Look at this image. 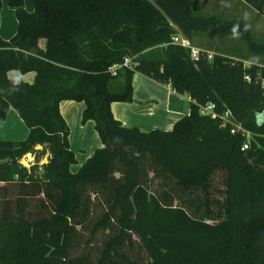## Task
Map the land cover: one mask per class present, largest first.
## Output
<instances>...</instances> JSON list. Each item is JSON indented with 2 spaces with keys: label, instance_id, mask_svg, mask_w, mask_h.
<instances>
[{
  "label": "trees",
  "instance_id": "obj_1",
  "mask_svg": "<svg viewBox=\"0 0 264 264\" xmlns=\"http://www.w3.org/2000/svg\"><path fill=\"white\" fill-rule=\"evenodd\" d=\"M239 1L264 19V0ZM9 5L18 31L0 35V121L17 111L29 136L0 141V264H264V41L247 23L194 0ZM1 11L2 0L0 26ZM178 35L209 38L213 61H192L171 44ZM232 38L245 55L213 44ZM128 57L133 67L113 77ZM135 74L188 97L190 114L171 131L125 127L112 105L133 101ZM65 101L86 104L83 124H96L104 146L76 173ZM210 103L250 138L202 116Z\"/></svg>",
  "mask_w": 264,
  "mask_h": 264
},
{
  "label": "crops",
  "instance_id": "obj_2",
  "mask_svg": "<svg viewBox=\"0 0 264 264\" xmlns=\"http://www.w3.org/2000/svg\"><path fill=\"white\" fill-rule=\"evenodd\" d=\"M24 1L26 2V10L32 12L33 10L28 6L29 0ZM204 6L200 7L202 11ZM209 8L212 10L211 14L222 16L218 4H214L212 7L209 5ZM17 31L18 21L15 10L10 7L9 0H2L0 35L3 40L10 41L17 34ZM215 40L217 41V39ZM40 47L45 49L46 42L41 41ZM18 75L19 73L16 72L12 78H16ZM23 79L32 84L36 79V74H27L23 76ZM190 104L191 100L188 97L177 94L170 87L160 85L141 74H135L133 78V101L131 103L113 104L112 112L114 117L128 128L136 127L143 132L171 131L178 121L189 114ZM85 109V103L65 101L60 105L61 114L71 131L70 146L75 153L77 164H79V155L84 158L82 166L98 149L104 147L96 130V124L92 121L83 124ZM12 112H16L19 116L17 111L11 109L7 119ZM0 141L6 140L0 139Z\"/></svg>",
  "mask_w": 264,
  "mask_h": 264
},
{
  "label": "rangeland",
  "instance_id": "obj_3",
  "mask_svg": "<svg viewBox=\"0 0 264 264\" xmlns=\"http://www.w3.org/2000/svg\"><path fill=\"white\" fill-rule=\"evenodd\" d=\"M194 3L197 9L199 10L200 7L205 5L203 11L205 13H210V14L212 13V10L211 8H209V5L212 7V5L218 4L221 10L220 15L230 20L233 19L244 20L249 26V28H251V31L255 39H257V41H264V19L261 16H259V14L256 11H254L244 3L238 2L237 0H195ZM28 6L31 10H34L33 0H29ZM220 42L215 40L213 44L215 46L221 45L220 47L223 48L222 50L229 55H235L238 57V55L239 56L242 54L245 55L247 52L246 44L239 38H232L228 41H220ZM211 43L212 41L209 38H206L205 36L203 38L198 39L196 44L193 46L199 49L206 50L208 49ZM246 66L249 67L250 64L248 63ZM14 73H16V71L10 72L9 77L11 79H15V77L12 78ZM34 83L35 80L32 84ZM122 84H123V80L121 78L113 81L111 83V90L115 92L118 91L121 88L120 86H122ZM28 136H29V128L27 124L23 120H21L19 116H17L16 112H12V114L9 115V118L5 123L4 121H0L1 140H6L7 142L8 141L20 142V141H25L28 138ZM78 157H79V164L72 167L73 173L79 171L84 160L83 156L79 155Z\"/></svg>",
  "mask_w": 264,
  "mask_h": 264
},
{
  "label": "built area",
  "instance_id": "obj_4",
  "mask_svg": "<svg viewBox=\"0 0 264 264\" xmlns=\"http://www.w3.org/2000/svg\"><path fill=\"white\" fill-rule=\"evenodd\" d=\"M171 44L174 46H178V47L189 50L190 55H191V60L194 62H198L203 57V55H205V54L207 55L208 61H210V62L213 61V59L215 57V53H213V52H207L206 53L202 49H199V48L193 46L190 41H188L187 39H185L181 35L173 37ZM133 61H134L133 58L128 57L124 60L123 63L116 64V65L112 66L110 68L111 75L113 77H117L120 72L132 68L134 65ZM247 64L248 63H246V65ZM246 80L250 81V78L246 77ZM189 114H190V111H189ZM201 115L211 117L214 120L221 119L223 122V126H225L227 123H231V125L233 126L232 131H231L232 134L240 132L243 135H245L247 138H250V136H251V133L245 131L241 126L236 125L231 120V115L229 112L225 113L223 116L220 115L217 111V107L215 104L210 103V104L202 107L201 108ZM248 149H249V144L246 143L243 147V151H247ZM48 160H49V157L45 158L44 162L45 161L47 162ZM34 162H35V158L32 155H28L26 158H24L21 161V164L26 168H30L34 164Z\"/></svg>",
  "mask_w": 264,
  "mask_h": 264
}]
</instances>
